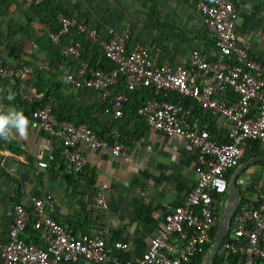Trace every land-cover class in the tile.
<instances>
[{
	"label": "built area",
	"instance_id": "obj_1",
	"mask_svg": "<svg viewBox=\"0 0 264 264\" xmlns=\"http://www.w3.org/2000/svg\"><path fill=\"white\" fill-rule=\"evenodd\" d=\"M194 9L210 45L204 54L192 50L185 66L157 64L147 48L127 50V31L110 32L102 39L95 29L74 17L55 14L58 31L48 33L52 44H58L74 29L90 45H96L102 60L113 66L104 71L88 59L81 60L78 42L68 44L62 51L63 57L75 62V69L63 73L62 80L70 88L97 94L105 116L122 117L129 107V94L148 90L175 93L210 116L219 117L220 122L216 135L210 136L206 123L199 127L190 123V106L147 97L140 100L135 115L147 130L182 139L184 150L194 160L195 182L181 202L164 215L158 233L135 261L110 260L113 251H124L128 245L108 243L97 227L75 235L52 217L56 203L53 199L32 197L29 208L17 203L11 207L7 238L0 241V264H75L80 260L88 264H189L205 249L208 253L217 201L227 191V173L240 162L241 147L250 141L264 154V63L253 59L247 47L238 43L234 0H197ZM36 70L54 73L40 61L14 69L0 60V79L8 82H23ZM118 82L122 89H117ZM29 121L30 129L58 141L59 155L69 175L81 174L87 164L79 145L107 150L113 157L128 149L123 142L100 138L85 123L57 120L49 104L31 110ZM52 160L53 155L48 154L36 166L46 169ZM103 190L101 187L94 193L93 210L107 209ZM28 227L37 242L24 236L27 230L30 233ZM220 248L235 258L234 264H264V192L254 199L239 201Z\"/></svg>",
	"mask_w": 264,
	"mask_h": 264
},
{
	"label": "crops",
	"instance_id": "obj_2",
	"mask_svg": "<svg viewBox=\"0 0 264 264\" xmlns=\"http://www.w3.org/2000/svg\"><path fill=\"white\" fill-rule=\"evenodd\" d=\"M196 1L0 0L2 64L13 68L40 61L54 71L36 70L23 82L0 79L1 107H15L29 119L31 108L47 98L45 104L58 107L60 113L72 118L84 115L98 127L102 138L111 142L126 140L128 147L113 157L107 150L79 145L87 164L81 174L69 175L56 139L29 127L27 139L0 140V241L7 238L12 205L29 208L32 197H42L56 202L52 217L75 235L97 227L108 243L128 245L124 251H113L110 260L133 262L144 251L158 233L164 215L194 185L193 157L184 150L181 138L150 132L129 114L140 96L133 97L122 117L115 119L102 113L103 103L97 94L67 86L61 75L72 66L62 59V51L71 38L66 35L58 44H52L48 23L55 12H60L83 21L102 39L110 32L127 31V50L147 48L157 64L185 66L192 50L204 54L210 45L194 9ZM234 7L238 43L247 47L253 59L264 63V0H234ZM10 94L14 97L11 101L7 98ZM219 122V117L203 111H192L190 117L194 127L206 123L217 129ZM245 153L242 151L241 157ZM48 154L53 160L46 169H39L36 163L46 160ZM257 164L251 173L244 169L238 175L239 199H254L264 192V167L259 165L264 163ZM234 171L227 173V179ZM101 187L108 207L96 211L92 209V197ZM24 236H30L28 230ZM75 264L88 263L80 260Z\"/></svg>",
	"mask_w": 264,
	"mask_h": 264
},
{
	"label": "trees",
	"instance_id": "obj_3",
	"mask_svg": "<svg viewBox=\"0 0 264 264\" xmlns=\"http://www.w3.org/2000/svg\"><path fill=\"white\" fill-rule=\"evenodd\" d=\"M58 13V12H55L54 15L50 18V21H49V26L50 28L52 29L50 32L52 33H55L58 31V26L56 24V21H55V14ZM79 23H83L84 25H86L83 21L81 20H78L76 17H74ZM71 38V43L73 42H78L80 43L81 45V48H82V52H81V60H84V59H88L89 63L92 64V65H97V67L101 70H104V71H109L113 68L112 64L110 62H108L107 60H102V56H101V53L99 51V48L92 44L90 45L87 41L84 40L83 36L79 33H77L74 29H70L68 31V34ZM62 59L67 63L69 64V66H72V69L71 70H67V73L73 71L75 69V62H71L69 61L68 59H66L65 57ZM101 61V64L99 65L98 62ZM6 66V65H5ZM14 69L15 68H18V67H13ZM36 72V71H35ZM34 72V73H35ZM34 73L32 75H34ZM4 81H6L5 79H2ZM17 80L15 79L14 82H16ZM8 82V81H6ZM117 89H122V85L120 84V82L117 83ZM138 95L140 96V99H138L136 101V103L130 108V112L129 114L136 118L137 120H139L140 122H142L136 115H135V110L136 108L139 106L140 104V100L143 98V97H147V98H152V99H156V100H159V101H165V102H179L181 103L182 105L184 106H190L192 111L195 112V113H199L201 110L198 109V107L196 105H194L193 103H191L190 101L188 100H181L175 93H170V92H152V91H148V90H141L139 91L138 93H134V94H129V101H131L133 99V97L135 98V96ZM48 101L47 98H44L43 99V102L36 105L35 107L31 108V110H33L34 108L38 107V106H41L43 104H45V102ZM51 108H52V112L55 116V118L57 120H66V121H69L73 124H77V123H85L87 126H89L100 138H102V133L101 131L98 129V127H96V125L94 123H92V121L90 119H88L87 117H84V115H77L75 118H72L71 116H65L64 113H60L58 110V107H54V105H50ZM130 106V105H129ZM102 112H103V107H102ZM208 131H209V135L210 136H213V135H216L215 131V127L213 126H208ZM104 139V138H103ZM121 142L125 143L126 144V140H122ZM243 152H246V156L244 157H241L240 159V162H244L247 158H251V157H254L256 155H258L260 152L258 150V147L256 146V144L250 142V141H246L245 142V146L244 147H241L240 149V152L242 153ZM242 155V154H241ZM239 162V163H240ZM237 168V167H236ZM235 168V169H236ZM234 170V169H233ZM229 173V172H228ZM227 177V176H226ZM242 200H248L247 198H243L241 197L239 199V201H242ZM217 217V213L215 215V218L214 220L216 219ZM232 222V218H231V221ZM215 223V221H214ZM30 229V227H28ZM214 232H215V227L213 226L212 228V231H211V240L213 239V236H214ZM30 239L33 241V242H37V239H36V236L33 234V232L31 231L30 229ZM207 250L208 249H205V251L198 255L197 257L193 258L189 264H202V261L204 259V257L207 255ZM219 261V263H218ZM221 261H224L225 263H233L235 262V258L233 257H230L228 255H225L221 248H219V250L217 251L213 261L211 264H220Z\"/></svg>",
	"mask_w": 264,
	"mask_h": 264
},
{
	"label": "water",
	"instance_id": "obj_4",
	"mask_svg": "<svg viewBox=\"0 0 264 264\" xmlns=\"http://www.w3.org/2000/svg\"><path fill=\"white\" fill-rule=\"evenodd\" d=\"M264 162V155H258L243 162L231 174L227 182V199L223 211L215 219V232L212 239L211 247L204 257L202 264H211L217 251L219 250L227 230L230 225L233 213L239 203V191L236 188V179L238 175L250 164Z\"/></svg>",
	"mask_w": 264,
	"mask_h": 264
},
{
	"label": "clouds",
	"instance_id": "obj_5",
	"mask_svg": "<svg viewBox=\"0 0 264 264\" xmlns=\"http://www.w3.org/2000/svg\"><path fill=\"white\" fill-rule=\"evenodd\" d=\"M8 100L14 97L10 94ZM30 121L20 110L15 107H8L6 110L0 107V140L10 141L13 138H28Z\"/></svg>",
	"mask_w": 264,
	"mask_h": 264
},
{
	"label": "rangeland",
	"instance_id": "obj_6",
	"mask_svg": "<svg viewBox=\"0 0 264 264\" xmlns=\"http://www.w3.org/2000/svg\"><path fill=\"white\" fill-rule=\"evenodd\" d=\"M261 163H264V162H261ZM257 165H258L257 163L250 164L249 166H247L245 168V173H251L252 172V168H254V166L257 167ZM259 165L264 167V164H259ZM232 171H229V172H232ZM227 197H228V195H227V191H226V194L223 195L222 197H220L219 200L217 201V207L215 209V211L217 212V216L223 211L224 204H225V201H226Z\"/></svg>",
	"mask_w": 264,
	"mask_h": 264
}]
</instances>
